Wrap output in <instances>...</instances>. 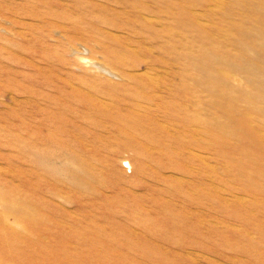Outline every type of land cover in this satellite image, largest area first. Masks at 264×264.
<instances>
[{
	"label": "rangeland",
	"instance_id": "374dc122",
	"mask_svg": "<svg viewBox=\"0 0 264 264\" xmlns=\"http://www.w3.org/2000/svg\"><path fill=\"white\" fill-rule=\"evenodd\" d=\"M0 264H264V0H0Z\"/></svg>",
	"mask_w": 264,
	"mask_h": 264
}]
</instances>
